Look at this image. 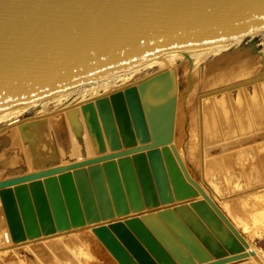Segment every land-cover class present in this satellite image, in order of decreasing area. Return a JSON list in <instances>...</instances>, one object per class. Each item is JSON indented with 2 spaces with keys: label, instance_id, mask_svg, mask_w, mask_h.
Wrapping results in <instances>:
<instances>
[{
  "label": "water",
  "instance_id": "1",
  "mask_svg": "<svg viewBox=\"0 0 264 264\" xmlns=\"http://www.w3.org/2000/svg\"><path fill=\"white\" fill-rule=\"evenodd\" d=\"M260 33H264V0H0V112L40 103L168 53L205 48ZM184 54L189 58L187 53ZM137 92L150 135L148 141L63 163L54 160L58 154L42 152L31 162L37 164L43 159L52 163L31 171L21 165V172L0 178L3 211L14 243L38 238L41 231L51 234L56 229L68 230L72 223L77 227L91 222L114 223L116 216L123 218L131 211L139 213L166 205L175 197L185 200L201 195L202 199L188 206L164 209L157 214L143 215V218L154 216L165 225L182 229L176 225L175 212L189 206H202L199 215L217 238L209 233L204 221H199L196 214H191L189 221H192L193 231L207 240V248L216 250L215 255H218L214 259H205V249L196 248L198 239L186 237L188 230L177 233L188 248L183 254H175L176 259L169 258L167 254V251L173 252L177 245L174 235L171 238L168 234L162 235L171 244L163 240L158 244L160 248H154L159 251L156 264L186 262L189 258L187 251L201 259L199 263L187 264H228L254 255L255 251L250 249L241 232L193 179L175 146L179 93L177 70L169 65L143 78L137 83ZM92 106L91 102L81 105L89 119H93ZM72 108L66 114L78 113L71 111ZM64 114L56 113L51 120L60 121ZM32 116L33 110L28 109L24 119ZM22 120L18 117L9 125ZM94 121L93 139H99L102 131L99 121ZM42 122L21 128L23 133H27L23 135L24 146L32 142L28 129ZM4 136L1 137V146L12 145L22 154L18 145L2 140ZM61 136L67 137L68 133L65 131ZM166 146L167 171L158 167L151 175L153 171H150L145 155ZM50 155L53 158L49 159ZM116 164L124 167L122 174ZM88 166L90 177L87 172L80 173L79 177L91 179L94 195L98 194V183L104 180L102 168L105 167L110 172L111 182L115 183L112 192H116L118 199L115 209L110 206L107 210L101 201L100 206L105 211L100 219L86 222L79 211V190L84 199L91 197L92 191L88 184V189L84 185L76 188L70 171ZM60 174L61 178L57 176ZM123 183L132 198L130 204H127ZM66 196L70 197V204L66 203ZM49 214L51 220L48 219ZM138 218L124 221L133 222ZM104 229L107 230V225L93 228L97 232ZM229 234L245 250L235 239L225 237ZM102 240L105 241L104 238ZM220 241L230 254L221 249ZM105 243L112 246L109 241ZM117 251L113 250L115 254ZM133 254L141 264H155L151 258L143 256L141 249Z\"/></svg>",
  "mask_w": 264,
  "mask_h": 264
},
{
  "label": "rangeland",
  "instance_id": "2",
  "mask_svg": "<svg viewBox=\"0 0 264 264\" xmlns=\"http://www.w3.org/2000/svg\"><path fill=\"white\" fill-rule=\"evenodd\" d=\"M193 59L195 61H193ZM193 59L187 58L184 55L182 57L177 58L175 60V65L172 66L177 70L178 82H179L178 108H177V116H176V131H175L174 143H175V146L177 147V149L179 150V153H180L182 159L184 160L185 165L187 166L189 173L191 174L193 179H195L197 182L200 183V185L213 198V200L217 203V205H219V207L223 210L222 207H223L224 201L236 202L237 208H239L242 199L251 197L252 194H257V193L262 194V195L264 194V181L262 182L263 179L259 180V182H257L255 185L251 186V184H250L249 186H247L245 184L246 178L241 179V177H239L240 176L239 173H240V170L242 168L238 165L237 166L234 165L235 167L232 166L231 168L235 171L234 172V173H236L235 175L238 174L237 178L239 181H241V183L243 182L242 180H244V182H243L244 185L241 187L242 190H241V188H240V190H237V189L231 190L230 186L227 185L228 184V182H226L227 180L225 181V179L228 177V172H227V174L225 172H221L223 174H220L219 172H217V174H214V171H212L211 172L212 175L211 174L206 175L204 172L205 171L204 167H205V162H206L205 160L208 158V156H214L212 154H217L219 152H222L223 154H225V153H229L231 151L241 152L242 146L246 147V146H249L250 144L252 146V144L254 145L260 141L263 142L264 134H262V133H264V128H262L263 126L261 128L258 127L255 130V134L254 135L251 134V137H248V135H247L250 132H246L244 134H241V137H240L241 139L239 138L237 141V138H235V139L233 138L234 141L231 140V142L228 146H224L223 144H225V141L228 137L221 134L222 127H220L219 128L220 130H219L218 126H222V124H223V127H227L228 122L225 121L224 117H222V118L220 117V122H218L219 124H217V127H215L216 124L210 125L211 121L209 122L208 119L211 118V120H212L214 117H210V115H209L210 113L208 114V111L205 108V106H203V104H204V101L206 98H208L209 101H212L213 100L212 95H214V94L216 95V97H219V95H217V94H220V91L222 92V91H224V89L228 90V89L233 88L234 89L233 92H236V90L238 88L239 89L237 91H239L240 88H242V86L244 85L242 88L244 91H249V92L253 93V91L255 90L254 92H257L256 90L259 89V88H257L258 85L256 83L251 85V79L258 78V77H264V33L244 37L238 43L230 44L229 46H227L223 49H217L213 52L201 53L200 55H197ZM159 70H162V69L158 66L144 67L135 76L129 77V75H122L126 79H123V81H120L119 83L115 84L114 86H112L111 89H105L104 87H97V88L91 89V90L85 89L81 92L75 91V93H71L70 95H66V96H60L59 95V96L53 97L51 99L42 101L40 103L33 104L29 108V109L33 110V116L29 117V118H25V119H24V117H21V119H23L24 121L22 120L21 123L19 122L13 126L9 125L10 123H9L8 119H6V120L2 119L0 121V149H1L0 150V178H4V177L8 176V174H12L14 172H21V170H22L21 165L24 166V169H26L27 171H31V170H35L38 166L43 167L46 164L52 163V161H50V160L41 159V161H38L37 164L36 163L34 164L33 162L30 161L32 163L31 164L28 161V159H29L28 155L26 156V154H24V152H23V149L26 147V146H24V139H23V141L21 140L22 146H20L22 154H19L17 151H15V149L12 145H10V146L7 145L4 148L1 146V144H2L1 143V137L2 136L9 133L10 130L12 131V130L18 129V131H19V129H21L23 126H25L27 124L28 125H35L39 122H42V121L44 122V121L50 120L51 116L55 115L56 113L70 112L68 109H70L71 107H73L71 109V111L72 110L73 111H79L81 109V105L86 104L87 102L89 103L90 101L87 100V101H84V103L82 102L80 105H79V103H77L78 105H76V104L73 105V103L75 101L77 102L80 100L91 98L93 96H99L100 94L110 92L113 89L117 90V91L113 94L105 95L106 97L105 96L100 97L98 102L105 101V100L109 99L111 96L114 97L118 93L128 92L129 93L128 94V102L130 104V107H131V110L133 111L134 116L136 117V122H137L139 128L141 129L140 139L138 141L134 140V141L127 142V143H123V142L121 143L120 140L118 139L117 136H118L119 132H118L116 122L120 121L121 127L126 126V123L124 122V115H126V114L122 113V111L117 116L113 115L112 113L103 114L101 117V122H102V124H107V128L104 131H102L99 115L97 112V108L95 106V103H97L96 102L97 99H94L93 102L90 99L91 103H93L92 111H91L93 119H89L88 114L85 112V114H86L85 115V121L87 124V128H89L90 132H91V130L93 131L92 126L94 125V122H95L94 119H97L99 121V128L102 131L100 133L99 139H96V137H95V139H93L94 132H93V134L91 132L90 138L92 141L94 140L95 141L94 143H97L96 146H99L100 148L97 147L98 150H97V148H95L96 149L95 151H92L91 153H89L87 155L83 154V153H80L79 155H74V156L57 155V156H55L54 160L57 162H61V163L69 162L72 160L73 161L79 160L81 158L90 157L92 155H98V154H102V153L111 152L114 150L127 148L130 146L137 145V144L144 143V142L148 141L150 139V135H149L148 127H147V122L145 120V116L143 113V109L141 106V102H140V99L138 96L136 84H137V82H139L143 78H145V77H147V76H149V75H151V74H153ZM241 74H244V75L240 76ZM222 77H224L223 80L221 79ZM234 77H236V78H234ZM125 84H128V85L125 86ZM238 85H239V87H238ZM251 89H252V91H251ZM229 92H231V91H229ZM203 108H204V111H203ZM66 110H68V111H66ZM204 113L207 114V116H208V117L206 116L207 117L206 121H207V123H209L208 127L206 126L207 123L205 124V122H204L205 121ZM18 114H22V113H20L19 111H15L14 117ZM214 116H215V114H214ZM222 121L227 122V123H224ZM114 123H116V126L113 125ZM47 125H48L49 137L52 140V144H51L52 148H51L50 153L58 154V150H57V146L55 143L53 131H52V128H51L49 121L47 122ZM213 125H214V127H213ZM210 126H212L213 129L216 128L215 129L216 133L215 132L214 133L216 135H218L217 138L219 139V141L217 138H215L216 135H214L215 139L213 137H211L210 133H211V131H214V130L211 129V131H210ZM204 127H206V129L209 128V130L207 131V134L205 131L206 129ZM214 133L212 132V134H214ZM22 137H21V139H22ZM244 138H246V139L251 138L252 140L247 139L248 141H245L246 139L244 140ZM102 140H104V141H102ZM257 140H259V141H257ZM99 144H101V145H99ZM247 144H249V145H247ZM13 145H15V144H13ZM204 148H206V149H204ZM93 150H94V148H93ZM169 150H170V148H169ZM205 150L207 152H205V154H204L203 151H205ZM25 151H26V149H25ZM157 152H159V150ZM50 157H51V155H50ZM48 158H49V156H48ZM51 158H53V157H51ZM51 158H49V159H51ZM161 158L163 160L162 153H161ZM254 162H256V163L253 164ZM254 162L251 160V168L248 167L250 165L247 164L246 168L248 170L247 169L246 170L247 171L252 170V166H253L255 168L254 171L256 172V170L258 169V171L256 173L260 175L262 172L261 170H263V167H262V165L260 167L261 163L257 162V160H255ZM257 163H260L259 167H258ZM164 165H165V162H164ZM165 167H166V165H165ZM89 168L90 167L88 166V167L81 168L78 170H72V171H70L71 172L70 175L73 176V174H74V175L79 176L80 173H84V172L88 173ZM238 170H239V172H238ZM166 171H167V169H166ZM249 172L251 173V171H249ZM223 175H225V176H223ZM57 176L59 178H61V174L57 175ZM212 176H214V177H212ZM88 177H90V176H88ZM210 178H212V179L210 180ZM216 181H217V184L219 183V185L221 184L223 186V189L225 191H219L217 188H215L214 183H216ZM89 183L91 184V182H89ZM75 185H76V188L79 187L77 184H75ZM226 186L228 188H226ZM67 194H68L67 196H69L70 193L67 192ZM67 196L65 197L66 203L70 204V199H69L70 197H67ZM198 199H202V197L200 195H198L197 197H192L190 199H185V200H182V199L179 200L177 197H175L174 201H172L171 203L166 204V205L161 204V206H159V207H155L153 209H145L139 213L131 211L130 214H128L127 216H125L123 218L116 216V218L113 220V222L118 221V220H126L129 218H134L136 216L142 217L143 215H149L151 213L157 214L159 211H163L164 209L165 210H176V209L180 208L181 206H185V205L188 206V205H190L191 202L198 200ZM78 201H80V199H78ZM80 205H81V202H79V211L81 210L80 212L83 214V210H82V207ZM223 212H225V211L223 210ZM242 214H245V215H243L244 222L248 223V225H250V226L252 225L250 228H251V230L253 229L254 231L251 234L249 231L248 232L242 231V229L240 227H237V229L245 237V239L249 243L250 248L255 251V254L250 255L249 257H246L242 260H239L236 262H231L228 264H264V228L262 225L263 223L259 224L261 219L254 221V219L251 217V215H247L246 213H242ZM158 221L161 223V225H158V227L152 226L151 227L152 230L158 234H160V232H163V233H161L162 235L168 234V237L171 238V236L174 235V233L169 229V227L167 225H165V223L163 224L159 219H158ZM110 223H111V221L107 222V223L101 222L98 224H94L93 222H91V223H84L80 227H77L76 225H74V223H72L71 228L68 230H65V231H60V230L56 229V231L51 233V234H45V233H43V231H41V235L38 238L28 239L25 241L26 243L25 242L18 243L19 246H18V248L15 249V252L16 253L20 252V253L16 254L14 251H9L11 253L13 252L12 254L15 257H13L11 253H9V255H7V259L10 256V257H12L11 260L12 259L18 260L20 256L21 257L23 256V257H26L28 261H31V260L34 261L35 257H34V253L32 251L39 252V253L41 252V254H43V252L48 251L46 244L44 245V243H43L45 240H47V241L48 240H54V239L59 240L58 238H60L62 241L67 240V239L75 240L77 238V235H80V236L85 237L87 239L86 242L89 245V250H91L90 252L93 253V256H95V260L97 259L96 261L93 260V261H95V262H93V264H125V262L128 264H133L131 262V258L129 256V254H127L128 251H124V252L120 251V253L117 251V253L115 254L113 251H111L109 249V247L105 243V241L101 240V238H99L93 232L94 231L93 228H96L97 226H102V225L106 226V225H109ZM1 224H3V225H1ZM164 225H165V228H164ZM7 227L8 226H7L6 217H5V214L3 211V207H2V205H0V242H1V235H2V231H3L2 229L7 228ZM50 236H52V237H50ZM161 237L162 236H160V238ZM225 237H228L227 239H229V238L235 239L234 236H232V234H229L228 236H225ZM173 238L177 241V245H176V247L173 248V250L176 249L178 254L185 253V250H187V248L183 245V243H181V241L175 235ZM161 239H162V241L165 240L168 242V244H171L170 241H168L169 240L168 238L162 237ZM109 241L112 244V241L111 240H109ZM236 241H237L238 245L243 247V249L245 250L244 246L238 240H236ZM116 243H118V245L120 244L119 242H116ZM219 243H220L221 249H223V251H225L226 254H230V251L227 249V247L221 241ZM15 244L17 245V243H15ZM26 248H30L32 251H29ZM121 249H124V248L121 247ZM7 250H9V248L4 247L3 244L0 243V255L2 256L4 254V252ZM169 253H171L173 258L176 259V257L173 255V252L169 251ZM205 253H206L205 259H214L215 256L218 255V254L215 255L216 250L211 251L209 248L205 249ZM187 254H188L187 256L189 258L186 260V262H189V263H191V262L197 263L198 262L199 263V260H201L200 258L193 256L192 254L188 253V251H187ZM10 257H9V259H10ZM251 257L253 259H251ZM128 261H130V262H128ZM6 262H7V260L2 261L0 259V264H4ZM186 262L184 260H180L179 264H187Z\"/></svg>",
  "mask_w": 264,
  "mask_h": 264
},
{
  "label": "bare ground",
  "instance_id": "3",
  "mask_svg": "<svg viewBox=\"0 0 264 264\" xmlns=\"http://www.w3.org/2000/svg\"><path fill=\"white\" fill-rule=\"evenodd\" d=\"M241 40H242V38H239V39L229 41V42L217 43V44L205 47V48H192V49H188L185 52L168 53V54L163 55L162 58H157V59L145 61L142 63H138L135 65L129 66L128 68H126L124 70L116 72V73L112 74L111 76L106 77L104 79L77 86L75 88L68 90L67 92L60 94V96L70 95L71 93H75V91L81 92L85 89L91 90V89H95L97 87H104L105 89H111L112 86L119 83L120 81H123V79H126L122 75H129V77L130 76L132 77V76L137 75L142 68L150 67V66H158L162 70H164V69L168 68L169 65L174 66L175 60L179 57L184 56L185 55L184 53H187L189 55V58L193 59L194 57H196L197 55H200L201 53H204V52L209 53V52H213L217 49H223V48L229 46L230 44L238 43ZM193 61H195V60L193 59ZM242 75H244V74H241L240 76H242ZM177 77H178V74H177ZM234 78H236V77H234ZM221 79L223 80L224 77H222ZM254 83H256L258 85L257 88H259V89L256 90L257 92H254L255 90L253 91V93L249 92V91H244L242 89L244 86L243 85L239 91H237L239 88L236 90V92H233L234 91L233 88L228 89V90L224 89V91H222V92L220 91V94H217V95H219V97H216V95L214 94L215 96L212 95V97H213L212 101H209L208 98H206L204 101L203 106H205V108L207 109L208 114L210 113L209 114L210 117H214L213 118L214 120L213 119L211 120V118L208 119L209 122L211 121L210 125L216 124L215 127H217V124H219L218 122H220V117L221 118L224 117L225 121L228 122L227 127H223V124H222V126H218V129L220 127H222L221 134L228 137L225 141V144H223L224 146H228L230 144L231 140H233V138L234 139L237 138V141H238V139L241 137V134H244L246 132H250L247 135H248V137H251V134L254 135L255 130L258 127L261 128L263 126L262 128H264V77H258V78L251 79V85ZM126 85H128V84H125V86ZM238 87H239V85H238ZM116 91L117 90L113 89L112 91L100 94L99 96H93L91 98H87V99L80 100L77 102L75 101L73 103V105H75V104L78 105L77 103H79V105H80L82 102L84 103V101H87V100L90 102L92 100V102H93L94 99H97V101H96L97 103H95V106L97 108V112L99 115L102 131H104L107 128V124H102V122H101L102 115L112 113L113 115L117 116L122 111V113L126 114V115H124V122L126 123V126L121 127V122L120 121L116 122L118 132H119V134L117 136L118 139L120 140L121 143L122 142L127 143V142H131L134 140L138 141L141 137V129L139 128V126L136 122V117L134 116L133 111L131 110L130 104L128 102V94H129L128 92L118 93L114 97L111 96L109 99H107L105 101L98 102L100 97H104L105 95L113 94ZM229 91H231V92H229ZM251 91H252V89H251ZM57 96H59V95H57ZM30 107H31V105H27V106H22V107H17V108L1 111L0 112V121L2 119H5V120L8 119L9 123H11L18 117H24L25 112ZM177 108H178V104H177ZM15 111H19L22 114H18L14 117ZM203 111H204V108H203ZM85 112L86 111L81 108L78 111V113L74 112L71 115H68L65 113L63 115V117L60 119V121L53 120V119L49 120L52 131H53L55 143L57 146L58 155L74 156V155H79L80 153L89 154L92 151H95L96 150L95 148L99 147V146H96L97 143H94L95 141H92L90 138L91 132L93 134L94 131L91 130V132H90L89 128H87V124L85 121V115H86ZM214 114H215V116H214ZM204 115H205V121L204 122L206 124L207 123L206 120H207L208 116L205 113H204ZM176 116H177V114H176ZM222 122H224V121H222ZM227 122H224V123H227ZM116 123H114L113 125L116 126ZM208 124L209 123L206 124L207 127L209 126ZM214 125H213V127H214ZM211 127L212 126H210V131H211V129H213V127L212 128ZM204 128L206 129V127H204ZM215 129H213L214 131H211V133H210L211 137H213V138L215 137L214 135H216ZM208 130H209V128H207L205 130L206 134H207ZM28 131H29V134H32V138H31L32 142H30L28 145H26V147L23 149V152L26 149L29 160L35 161L36 157L40 156L42 152L48 153L51 151L52 140L49 137L47 122H42L41 124L37 125V127L28 129ZM65 131L68 133V136L62 137L61 134ZM78 131H81V132L78 133ZM212 132L213 133L215 132V133L212 134ZM262 134H264V133H262ZM23 135H27V133H23L21 129H19V131H18V129H15V130H12L9 134L5 135L2 138V140H7L8 142L15 144V145H18L20 147V146H22L21 140L23 141V137H22ZM20 136L22 137V139ZM217 137H218V135H216L215 138H217ZM245 139L246 138H244V140ZM247 139L245 141H248L251 138L248 140ZM218 141H219V139H218ZM257 141H259V140H257ZM261 142L262 141L254 144V145L252 144V146H251V144L250 145L247 144L249 146H246V147L242 146L241 152L231 151V152L225 153V154H223L222 152H219L217 154H212L214 156H208V158L205 160L206 161L205 167H204L205 168V171H204L205 174L209 175V174H211L212 171H214V174H217V172H219L220 174H223L221 172H225L227 174V172H228V177L225 179V181L227 180L226 182H228L227 185L230 186L231 190H236V189L240 190V188L244 185V183H243L244 180H242L243 182L241 183V181H239L237 178L238 174L235 175L236 174V173H234L235 171L231 168L234 165L235 166L238 165L242 168L240 170V173H239L240 176L239 177H241V179L246 178L245 184L247 186H249L250 184H251V186L255 185L261 179H263L262 180V182H263L264 181V140L262 143ZM99 145H101V144H99ZM167 147L168 146H166L165 148L159 147V149H161V150H159V152L148 153L145 155L146 160H148L147 162H148L149 169H150V171L151 170L153 171L151 173V175L154 174L155 169L157 170L158 167L164 168L165 171H166V169H168V165H167L168 161L164 155L165 150L168 149ZM93 148H94V150H93ZM204 149H206V148H204ZM97 150H98V148H97ZM203 152L205 154V152H207V151L205 150ZM161 153H162V157H163L164 161L161 158ZM24 154H25V152H24ZM251 160L253 162L255 160H257V162L261 163V164L257 163L258 167H259V164H260V167H261V165L263 167V170H261L262 168L260 169L262 171L260 175L256 173L258 171V169L256 170V172L254 171L255 168L253 166H252V170H249V171H251V173L249 171H247L248 169L246 168V165L249 164L250 166H248V167L251 168ZM164 162H165L166 167L164 165ZM255 163L256 162H254L253 164H255ZM116 165L119 169L118 171L120 172V174H122L124 167L121 164H116ZM102 169L104 171L103 172L104 173V180L98 183V185H99V187H98L99 191L97 194L98 197H96L97 195H94L93 189L89 183V182H91V179H87L88 177L86 179H83V178L79 177L78 175H74V174H73V176H71L73 181L79 187L84 185V188L88 189V187H87V184H88V186L91 188V191H92V196L84 199V197L81 194V191L79 190V199H80L79 202H81L80 206L82 207L84 219L86 222L90 221V219L99 218L100 215L103 214L105 209L103 210V208L100 206L101 201H103L101 203V205L105 206L106 210L110 206H112V208L115 209L116 204H117L118 198L115 196L117 194H116V192H112V186H114L115 183L111 182L109 170L107 171V169L105 167H103ZM238 172H239V170H238ZM86 175L88 176L89 173ZM223 176H225V175H223ZM212 177H214V176H212ZM211 179L212 178H210V180ZM138 182L140 183L139 180H138ZM121 185L124 188V192L126 193L127 204L128 203L130 204L132 198L127 193V188H126L125 184L123 183ZM214 186L219 191H225L221 184L220 185H219V183L217 184V181H216V183H214ZM226 188H228V187L226 186ZM241 190H242V188H241ZM106 193H108V194L106 195ZM0 205H2V207L4 205V200H3L2 195H1V190H0ZM201 208H202V206L201 207L189 206V207L182 208V209L178 210L177 212H175V214H176V219H175L176 225L182 226V229L173 228V227L169 226L168 224H166L177 238H178L177 233H184L185 231L189 230L186 237H189V238L194 237V238L198 239L197 240L198 244L196 245V248L198 250H204L207 248V244H206L207 240H205L201 235L196 234L193 231L195 229L193 227V224L191 223L192 221H189V217L191 216V214H196L195 216H197V219L199 221L203 220L204 224L203 223L202 224L205 225L206 228H208L210 230L209 233H212L213 236L215 237V239L217 238L216 233L212 231L211 227L206 224L207 222L203 219V217L201 215H199V211L201 210ZM222 208L225 211L224 213L226 215H228L227 217L231 220V222L234 224V226L236 228L240 227L242 229V231H244V232L249 231L252 234L254 230L253 229L251 230V228H250L252 225L250 226V225H248V223L244 222L243 215H245V214H242V213H246L247 215H251V217L254 219V221L261 219L259 224L263 223L262 225L264 228V194L263 195L258 194V193L252 194L251 197L242 199L239 208H237L236 202L224 201ZM48 219L51 220L50 214H49ZM6 222H7V226H8L7 218H6ZM1 225H3V224H1ZM158 225H161V223L154 216L148 217V218H143V216L142 217L139 216V218L137 220H134L133 222L132 221L118 220L114 223H111L110 225H107V230L104 229L105 231H103V230H101L100 232H97L95 230L94 231L92 230V231L99 238H101V240L104 238L106 242H108L109 240L112 241V246H110V247L108 246L111 251H113V250H118V251H123V252L128 251V253L127 252L126 253L129 254V256L131 258V262L133 264H141V260L138 259V257L133 254L137 250L140 251V249L142 251L143 256H145L146 259L151 258V260L156 264L158 262L157 258L159 255V251L157 250V252H156V250L154 248H157V247L160 248V246H158V244L162 243V239H161L162 237L160 238V236H162L161 233H163V232H160V234H158L155 231H153L151 227L152 226L158 227ZM2 230L3 231H2L0 243L3 244L4 247L9 248V250L5 251L2 256L0 255V259L2 261L7 260V262L4 264H93V262H95L97 260V259L95 260V256H93V253H91L90 252L91 250H89V245L86 242L87 239L85 237L80 236V235H77V238L76 239L74 238L75 240L67 239V240L62 241L60 238H58L59 240H56L54 238H53L54 240H48V241L45 240L43 243H44V245L46 244L48 251H46V252L42 251L43 254H41V252L39 253V252L32 251L30 248H26L27 250L32 251L34 253L35 260L34 261L31 260L32 262L28 261L27 258L23 257V256H22L23 258L21 256H20L21 258L20 257H19V259L17 258L18 260H16V259L11 260L12 257H10V256H9L10 259H9V257L7 259V255H9V253H11L9 251L15 252V249L18 248L19 245L18 244L16 245L14 243L13 236L11 234V230H10L9 226L7 228L2 229ZM219 231H221L220 228H219ZM50 237H52V236H50ZM158 239H161V240H158ZM180 241H181V243H183V245L186 248H188L186 243H184L182 240H180ZM116 242H119L120 246ZM121 247L124 249H121ZM246 251H249V249H246ZM19 253H16V254H19ZM167 254H168L169 258L174 259L173 256L171 255V253H169L168 251H167ZM175 254H178L176 249L173 251V255L177 258V255H175ZM12 256L15 257L13 254H12ZM251 259H253V258L251 257ZM93 260H95V261H93Z\"/></svg>",
  "mask_w": 264,
  "mask_h": 264
}]
</instances>
